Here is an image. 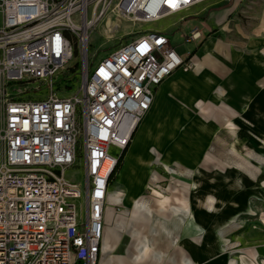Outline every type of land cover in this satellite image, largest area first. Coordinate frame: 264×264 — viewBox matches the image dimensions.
Wrapping results in <instances>:
<instances>
[{
  "label": "built area",
  "instance_id": "1",
  "mask_svg": "<svg viewBox=\"0 0 264 264\" xmlns=\"http://www.w3.org/2000/svg\"><path fill=\"white\" fill-rule=\"evenodd\" d=\"M215 2L0 0V264H99L104 212L122 208L109 191L118 159L154 89L194 67L152 30L89 66L94 27L111 17L182 21ZM199 37L193 29L185 40ZM74 58L82 63L77 90L58 95Z\"/></svg>",
  "mask_w": 264,
  "mask_h": 264
},
{
  "label": "crops",
  "instance_id": "2",
  "mask_svg": "<svg viewBox=\"0 0 264 264\" xmlns=\"http://www.w3.org/2000/svg\"><path fill=\"white\" fill-rule=\"evenodd\" d=\"M236 5L212 12L210 20L221 31L229 32L227 19ZM250 35L252 40L245 34L241 36L246 44L244 48L231 41L212 38L209 32L203 38L200 35L196 39H201L196 50L187 54L194 64L192 70L178 69L154 89L150 109L134 130L123 157L124 163L113 176L114 180L122 177L123 181L115 187L112 183L109 185V191L119 193L122 208L117 213L109 206L104 212L99 264H204L207 263L205 258H213L212 264H241L240 257L244 258L245 264H263L264 244L242 248L235 240L232 246L224 249L221 229L218 235L215 232V252L204 258L205 236L189 207V183H182L174 171L171 173L174 181L170 183L185 184V193L176 189L172 197H150L145 206L133 205L130 200L142 194L150 184L157 187L155 180L161 182L163 179V171H158L160 166L150 163L152 149L171 163L181 176L190 177L194 168H198L196 175H199L210 165L220 171L219 160L205 153L215 132L228 130L235 133L240 129L238 124L249 132L247 126H258L253 121L254 116L260 122L264 120V47L257 51L252 49L264 39V8L259 25L250 31ZM249 136L253 137L252 133ZM259 141L264 143L262 139ZM137 148L140 152H135ZM230 150L238 159H244L233 144ZM158 153L155 152V159ZM129 159L133 162L131 167L126 166ZM146 166L155 169L147 171ZM223 170L233 172L244 183L239 168L229 166ZM137 171L141 182L132 190L125 183L123 174L129 172L132 175ZM263 175V172L258 173L254 182L260 192L264 191ZM201 203L203 208L214 206L211 199ZM262 216L263 213L254 220L262 221ZM232 218L230 221H235L237 215Z\"/></svg>",
  "mask_w": 264,
  "mask_h": 264
},
{
  "label": "rangeland",
  "instance_id": "3",
  "mask_svg": "<svg viewBox=\"0 0 264 264\" xmlns=\"http://www.w3.org/2000/svg\"><path fill=\"white\" fill-rule=\"evenodd\" d=\"M234 3L237 5L227 19L229 32H223L220 30V27L216 26L210 20L209 16L212 12H219L229 8ZM263 8L264 0H216L213 4L194 8L191 13L195 12L196 14H189L182 21L178 15L168 16L148 23H133L126 19L115 20L111 17L108 20L112 22L113 26L111 28L114 32H107L108 28L105 24L106 22L103 20L94 27L90 34L88 46L90 59L88 65L96 64L103 56H106L119 46L127 43L143 30L162 31L166 33L177 54L184 58L187 57V54L196 50L201 40L192 42L185 40V36L193 29L199 30L201 38L205 37L206 33L209 32V36L212 38L231 41L233 45L244 48L246 44L243 42L241 36L245 34L249 40H252L250 39L252 37L250 31L259 25ZM240 30L243 34H241ZM260 47H264V39L261 44L253 45L252 49L253 51H257ZM81 67L82 63L76 58L68 63L61 78V81L65 85L64 87H62L63 83L59 85L58 95L69 96L77 90L79 68ZM253 121L258 126H247L249 132H246V127L241 126V124H238L240 129L235 133H231L228 130L215 132L213 140L209 144L210 147L205 153L212 154L216 160H219L220 166L222 167L220 171L210 165L205 167L204 170H201L199 175L191 174L190 177H186V175L181 176L180 172L175 170L171 163L165 160L155 149H152L149 152L152 155L150 163L160 166L161 169L158 168V171L162 170L166 175L162 172L163 179L161 182L155 180L157 187L150 184L148 189L142 190V194L132 197L130 200L133 198H141L145 202L150 197H161L165 195L172 197L176 189L179 193H185V184L182 183L187 182L190 184L188 186L193 185L196 187L195 190H191L189 199L194 219L202 231H204L206 250L204 258L205 255L215 252L213 250L216 247L214 244V236L215 232L216 235L219 234L218 231L220 229L224 235V249L232 246L235 240H238L242 248H250L264 244V225L262 224L263 226H261L260 221L254 220L257 217L259 218L262 213L264 215V191L260 192L256 188V184H254L256 175L261 172L264 173V143H260L259 141L260 139L264 140V120L260 122L254 116ZM251 133L253 137L249 136ZM260 134L261 136L258 137L257 135ZM231 144L236 147L244 159H238L237 156L231 154ZM137 151L140 152V148L135 149V152ZM155 152L158 153V158L156 159L154 158ZM111 153L116 155L114 150H111ZM129 161L130 159L127 163H132L129 165L133 166V162ZM229 166H234L242 171L244 180L242 185L234 181L235 176L238 178L237 175L233 172H225L223 170ZM145 169L150 171L155 168L146 166ZM167 169H170V171ZM173 171L178 178L180 177L182 183H170L174 181V176L172 177ZM193 171L199 173L198 168H194L192 173ZM70 173L74 174V176L69 174L71 179H74L77 183L81 182V173L79 170L73 169ZM129 174V172L128 174L124 173L123 179L130 189H136L141 182V176L138 171L132 175ZM114 178L111 182L112 187H115L123 181L122 177L116 178L115 180ZM207 199L214 200V206H206L209 210L205 206L203 208L201 205L203 204L201 202ZM235 215H237L236 220L230 221ZM237 235H239V239ZM205 261L208 264H212L213 258L210 260L209 258H205ZM207 263L205 262L204 264Z\"/></svg>",
  "mask_w": 264,
  "mask_h": 264
},
{
  "label": "bare ground",
  "instance_id": "4",
  "mask_svg": "<svg viewBox=\"0 0 264 264\" xmlns=\"http://www.w3.org/2000/svg\"><path fill=\"white\" fill-rule=\"evenodd\" d=\"M106 26H107V32H109V31H113V29L111 28V26H113V24H112V22L111 21H107L106 22ZM114 32V31H113ZM129 164H132V163H129ZM128 163H127V167H131L130 165H129ZM168 171H170V169H167ZM193 175L195 174H198L197 172H195V171H193V173H192ZM130 175V174H129ZM234 181H236V183L237 184H241L242 185V183L240 182V179H238L236 176L234 177ZM188 188H189V192H188V197H189V195L191 194V190H195L196 189V187L195 186H193V185H191V186H188ZM156 192V191H155ZM156 194H158L157 192H156ZM189 199V198H188ZM133 201V205L134 204H138V205H142V206H145L146 204H145V202H144V200H142L141 198L139 199H137V198H133L132 199ZM210 200V199H209ZM189 201V207L191 206V203H190V199L188 200ZM210 202H212V201H210ZM145 204V205H144ZM209 208V207H208ZM212 208V207H211ZM206 209H207V207H206ZM207 210H209V209H207ZM191 213H192V209H191ZM193 214V213H192ZM260 223L261 224H263L264 225V218H262V221H260ZM194 230V229H193ZM201 232V231H200ZM234 248V247H233ZM237 251V250H236ZM240 262H241V264H245V260H244V258L243 257H240Z\"/></svg>",
  "mask_w": 264,
  "mask_h": 264
},
{
  "label": "trees",
  "instance_id": "5",
  "mask_svg": "<svg viewBox=\"0 0 264 264\" xmlns=\"http://www.w3.org/2000/svg\"><path fill=\"white\" fill-rule=\"evenodd\" d=\"M125 153H126V149L122 152L121 156L118 159V163H117V166H116V171L122 166L123 157H124Z\"/></svg>",
  "mask_w": 264,
  "mask_h": 264
}]
</instances>
